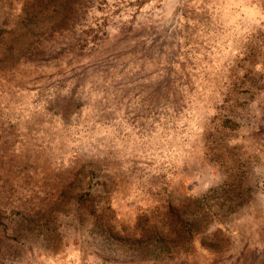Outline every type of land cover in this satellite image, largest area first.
I'll use <instances>...</instances> for the list:
<instances>
[{
    "label": "rangeland",
    "instance_id": "obj_1",
    "mask_svg": "<svg viewBox=\"0 0 264 264\" xmlns=\"http://www.w3.org/2000/svg\"><path fill=\"white\" fill-rule=\"evenodd\" d=\"M0 217V264H264V0H0Z\"/></svg>",
    "mask_w": 264,
    "mask_h": 264
},
{
    "label": "trees",
    "instance_id": "obj_2",
    "mask_svg": "<svg viewBox=\"0 0 264 264\" xmlns=\"http://www.w3.org/2000/svg\"><path fill=\"white\" fill-rule=\"evenodd\" d=\"M184 210L185 209L176 206L169 207V213L167 214L169 228L165 233L166 237L157 241V243L163 242L162 244L164 246L162 247V250L168 254H174V252L184 249L185 245L195 238L196 233L194 230L198 224L195 222L186 223ZM148 233H151V236H155V238L157 237V233L153 231V229L149 228ZM171 238L174 240L169 242Z\"/></svg>",
    "mask_w": 264,
    "mask_h": 264
},
{
    "label": "bare ground",
    "instance_id": "obj_3",
    "mask_svg": "<svg viewBox=\"0 0 264 264\" xmlns=\"http://www.w3.org/2000/svg\"><path fill=\"white\" fill-rule=\"evenodd\" d=\"M46 105V104H45ZM46 108V107H45ZM34 110V109H33ZM44 112H45V110H44ZM53 113V112H52ZM59 134V133H58ZM61 136V135H60ZM245 230V229H244ZM239 233V232H238ZM262 238V237H261ZM263 240V239H262ZM208 263V262H207Z\"/></svg>",
    "mask_w": 264,
    "mask_h": 264
}]
</instances>
